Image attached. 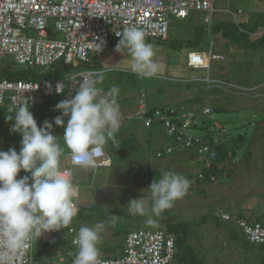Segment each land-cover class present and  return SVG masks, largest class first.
<instances>
[{
  "label": "rangeland",
  "instance_id": "rangeland-1",
  "mask_svg": "<svg viewBox=\"0 0 264 264\" xmlns=\"http://www.w3.org/2000/svg\"><path fill=\"white\" fill-rule=\"evenodd\" d=\"M224 4L225 0H215L214 11ZM230 7L238 23L249 19L250 13L245 10L244 3L233 0ZM238 8L244 9L242 11L247 16L237 14ZM223 13V16H232L230 12ZM205 15L204 12L190 11L183 20L170 16L168 40L146 38V42L153 45V59L159 66L154 78L145 79L130 71V58L125 50L121 49L120 53L116 51L118 40H113L89 64L77 62L65 65L59 61L47 67L25 68L16 65L12 56H6L0 61V77L18 70L22 72V77L34 76L37 81L45 83L62 81L85 70L103 71L105 79L97 87L107 91L113 85L117 86L120 90L118 104L122 110H136L140 88L144 90L148 103L173 107L179 106L186 99L198 97V107H221V111H212L209 116L199 113L195 120L196 128L190 132L206 136L208 129L202 128L203 121L208 126L210 121H214L215 125H211L215 129L212 139L233 143L237 150L233 161L226 160L223 167L220 165L218 178L206 183L196 180L201 170L197 168L201 164L195 158L188 157L182 161L184 155L171 154L156 161L152 158L155 144L151 142L147 146L136 138L134 142L127 144L129 151L124 158L118 157L112 150V145L109 146L105 149L106 156L114 155L110 168H101L94 173L88 168H73V184L77 188V195L73 200H76L82 218L76 216L65 229L50 232L52 238L49 242H42L41 237L37 242L34 240L30 264H37L35 259L40 252H45L43 255L58 253V264L69 263L70 257L67 254L75 249L72 241L79 226L86 221L88 223L87 219H90V223H85L86 226L100 222L112 228L111 224H117L119 231L127 221L132 224L130 230H165L166 220L184 222L188 224L186 244L193 247V252L200 261L197 264H260V255L264 256V250L260 251L257 246L247 243L236 225L215 219V216L223 203L228 202L235 208L234 211L245 208L249 213L246 216L252 222H264V51H249L222 39L220 35L210 34L208 24L204 22ZM214 17L215 13L211 17V25H214ZM218 20L225 19L218 16ZM50 28L53 30L51 38L62 39V34L53 28L52 23ZM28 33L34 34L32 31ZM258 34L254 33L253 37ZM187 40L199 43L200 52L204 55L212 49L213 53L223 56V60L212 61L210 79H206L207 71L189 70L186 67V54L191 49L189 43L186 44ZM185 83L191 84L187 86ZM61 100L63 94L49 95L46 102L32 105L31 111L38 127L46 120L53 122L52 134L58 137V142L63 147L64 128L54 124V118L61 114L55 110V105ZM196 104L190 106L196 107ZM8 106H0V150L15 148L19 152L22 138L19 134L10 133L12 123L6 120L9 115ZM66 122L67 118L65 124ZM128 127L132 131L137 127L143 130L139 122L129 123ZM155 139L156 134H153L150 140ZM67 153V148H64L61 167L69 165L68 157L65 156ZM234 163L237 165L233 166ZM228 169L231 171L230 176ZM163 171L184 175L190 180V186L182 198L176 200L170 209L153 217L154 223L148 225L145 223L146 217L131 215L127 205L131 199L139 198L142 190L147 189L155 178L159 179ZM24 175L28 174L22 171L17 178ZM143 195L147 197L148 193ZM248 207H252L251 210ZM126 216L130 219L126 220ZM232 234L236 240L231 239ZM43 264L50 263L47 261Z\"/></svg>",
  "mask_w": 264,
  "mask_h": 264
},
{
  "label": "built area",
  "instance_id": "built-area-1",
  "mask_svg": "<svg viewBox=\"0 0 264 264\" xmlns=\"http://www.w3.org/2000/svg\"><path fill=\"white\" fill-rule=\"evenodd\" d=\"M214 4L215 0H0V61L12 56L16 65L25 68L47 67L59 61L65 65L88 63L93 54L102 52L96 44L101 45L102 50L106 49L113 40H119L115 33L131 26L143 29L147 38L166 41L170 16L183 20L190 11L204 12V22L209 25L215 13ZM237 14L241 15L242 11L239 9ZM234 22L238 23L236 19ZM51 23L62 34V39L50 37L53 31ZM29 31L34 34L30 35ZM220 60H223V56L213 53L212 49L207 55L194 50L186 54V65L194 70L208 72L212 61ZM87 72L93 71L78 73ZM76 74L58 81L64 86L63 100L75 95L80 81L76 82L70 77ZM206 79H209L208 76ZM58 82L0 77V106L19 103L22 96L29 99L31 105L44 103L49 95H62L55 92ZM48 84L52 85L51 90L46 87ZM147 112L145 93L140 88L137 114L143 126L150 128L154 123H159L165 136L172 141L162 152H157L156 157L174 150L195 149L198 160L206 168L211 166L214 150L204 137L190 132L196 125L192 110L181 106L178 109L155 108L151 115L145 116ZM210 113L211 108L205 106L202 114L208 116ZM128 119L131 117L120 118L119 128ZM65 156L68 157L69 165L61 168L72 172V168L79 165L71 160L70 153ZM109 165L110 158L101 146L94 155V165L91 167L96 169ZM211 180L214 181L215 177L211 176ZM73 203L77 208L76 200ZM216 217L236 225L247 243L264 246L263 221L252 222L248 216H236L222 210L217 211ZM41 237L45 241L49 240L47 233ZM33 241L29 249L10 258L7 264H29ZM123 242L121 254L101 258L108 264H171L174 259L175 239L162 229H132L126 233ZM72 247L75 249L67 254L71 264L77 251L75 238Z\"/></svg>",
  "mask_w": 264,
  "mask_h": 264
},
{
  "label": "clouds",
  "instance_id": "clouds-1",
  "mask_svg": "<svg viewBox=\"0 0 264 264\" xmlns=\"http://www.w3.org/2000/svg\"><path fill=\"white\" fill-rule=\"evenodd\" d=\"M115 35L119 38L116 51L125 50L130 71L145 79L154 78L159 66L153 59V45L146 42L145 31L131 26ZM96 45L102 51L101 45ZM70 79L80 81L75 95L55 105L61 115L54 118V124L64 128L63 147L52 134L53 122L46 120L38 127L29 99L22 96L19 103L7 108L6 120L12 123L10 133L19 134L22 139L19 152L15 148L0 150V264L24 253L44 233L65 229L78 215L73 203L77 195L73 173L61 168L64 148L75 164L91 167L100 147L109 140L115 143L121 116L119 88L113 85L103 91L97 87L105 79L103 71L78 73ZM46 87L52 89L51 84ZM63 90V84L58 82L55 92L62 94ZM22 171L28 175L18 179ZM189 186L190 180L184 175L163 171L139 198L128 202L127 210L133 216L146 217L145 223L152 225L153 217L170 209ZM105 228L100 222L79 228L72 264H108L98 247Z\"/></svg>",
  "mask_w": 264,
  "mask_h": 264
},
{
  "label": "trees",
  "instance_id": "trees-1",
  "mask_svg": "<svg viewBox=\"0 0 264 264\" xmlns=\"http://www.w3.org/2000/svg\"><path fill=\"white\" fill-rule=\"evenodd\" d=\"M259 27H264V15L263 14H255L253 16H250L247 21L241 22V23L219 22V23H216L214 25L210 24V25H208V32L210 34H213V35H220L222 39L227 40V41L231 42L232 44L242 46L249 51L250 50L254 51V50H258V49H261L264 51V34L259 33L258 36L253 37L254 33H256L258 31ZM112 42H111V44H112ZM191 42H192V40L186 41V44L189 43V46L191 47L190 50H194V51H200L201 50L199 43H197V42L191 43ZM104 50H102V52ZM102 52H100V53H102ZM100 53L93 54L91 56L89 62L86 64H89L91 61H93L94 57ZM81 64H85V63H81ZM186 67H187V65H186ZM191 70H194V69H191ZM196 70H199V69H196ZM22 76H23V74L21 71L15 70V71L11 72L8 76H4V77L10 78V79H28V80H32V81H37V79L34 76H29V77H22ZM214 77H215V75L213 74L212 78H214ZM208 78L210 79L209 71H208ZM190 84L191 83H187L186 85L190 86ZM138 96H139V91H138ZM197 100H198V97H195L193 99H186V101H184V103L180 104L177 107H173V106H169V105H159V106H156V105L149 106L148 105V112L145 116L151 115V113L153 112V110L155 108L165 107V108L178 109L181 106H183L184 108L192 110L194 112L195 120H196V117L198 116L199 113L202 114V110L204 108L203 106L198 107L199 101H197ZM193 103H197L196 107H193V105L190 106ZM220 108L221 107L211 108V112L212 111H218L219 112V111H221ZM136 113H137V111H136ZM137 116H139V115L137 114ZM138 118L142 121L140 116ZM122 119H126V118H122ZM129 120L130 119L126 120L125 123L123 124V126L120 127L118 129V131L116 132L115 143H113V141H111V140H109L106 143L107 148L112 145V150H114V152L116 153V155L118 157H120L118 155V151L123 147L126 149V151H129L126 146H127V144L133 142L132 141L133 139L125 140L123 137L124 133L126 132V127H125L127 125L126 122ZM156 124H159V123H154L150 128H145L144 126L143 127L147 130L148 129L151 130ZM142 125H143V122H142ZM196 125L194 128H196ZM211 125H215V122L210 121V126ZM201 126H202V128L208 129L206 136H202V137H204V139L209 142L210 146L212 147V149L215 152V157L213 158V160L211 162L212 164L209 168H206L204 166L203 162L198 160L197 153H196L195 149H187L184 151H175L174 150L170 154H172L174 152L191 151V157L198 160V162H200L202 165V167L200 168L201 169L200 170L201 177L198 176L199 175V172H198V174H197L198 177H196L197 178L196 180L197 181L198 180L204 181L206 183H210V182H212L211 176H214L216 178H218V176H219V169H218L217 165H222V167H223L226 160H228L229 162L233 161L234 160L233 158H235L237 156V150H236V145L233 143L220 142L219 140H217V141L213 140L212 137L215 134L214 133L215 129L213 126L210 127V126L206 125L204 121H203V124ZM162 130H163L164 137L167 139V144L163 148L155 149L153 147L155 150H153V148H152V154H153L154 158H156V160L162 159L166 155H170V154H163L159 158L156 157L157 152H162L166 146H168L172 143L171 139H169L165 136L163 128H162ZM104 150H105V148H104ZM248 154H249V152H248ZM113 156L114 155H112V154H111V157H110V155L108 156L110 158L109 167H111V165H112ZM77 216H80L79 210H78ZM215 219H219V218L215 216ZM225 223H227V222H225ZM230 224H232V223H230ZM187 225L188 224L184 223V222L178 223V222H174L171 220L165 221V226H164L165 230L164 231L167 234L172 235L175 239V255H174V259L172 261L174 264H197L198 262H200L197 259L195 253L193 252V247L189 244H186L185 236L188 234ZM227 227L228 226H226L225 228H227ZM229 228L230 227H228L227 229H229ZM234 238H235V235L232 234L231 239H234ZM235 240H236V238H235ZM253 246L256 247V245H253ZM256 248L260 251L264 250V246H257ZM260 257L262 258L260 261V264H264V256L261 254Z\"/></svg>",
  "mask_w": 264,
  "mask_h": 264
},
{
  "label": "crops",
  "instance_id": "crops-1",
  "mask_svg": "<svg viewBox=\"0 0 264 264\" xmlns=\"http://www.w3.org/2000/svg\"><path fill=\"white\" fill-rule=\"evenodd\" d=\"M232 1L233 0H225V4L224 5H221V7H219L215 11L214 24L219 23V22H231V23L234 22V20L236 19V15H234V12L232 11V9L230 7V2H232ZM238 1H240L241 3H244L246 5L245 10H247V12L250 13L248 16H253L255 14H263L264 15V0H238ZM239 9L241 11L242 10L244 11V9H241V8H238L237 11ZM237 11H236V13H237ZM243 11H242V14L241 15L244 14ZM223 12H226V13L230 12V13H232V16H229V17L223 16V15H221ZM218 16H221L226 21L225 20L224 21H219L218 20ZM245 16H247V15H245ZM257 32L260 33V34L262 32L264 34V27H259V29H258ZM215 36H217V35H215ZM185 63H186V61H185ZM189 70H191V69H189ZM180 77H182V76H180ZM182 103H184V101ZM147 104L149 106L165 105V104H156V103H148V102H147ZM119 109H120V113H121V116H120L121 118H126V117H131L132 118V119H130L129 121L126 122V124H127L125 126L126 127V132L123 135V137H124L125 140H127V139H133L132 141L134 142L135 141V138H136L137 141L139 139L140 142H142L143 144H146L147 146H149L150 143L153 142V144H155V146H154L155 149L163 148L167 144V139L164 137L163 130H162V128H161V126L159 124H156L151 130H149V129L147 130V129H145L143 127L142 121L137 117V113H136V111H137V104H136V110L134 112L132 110H128V109L122 110L120 107H119ZM136 122H139L140 123V126L143 128V130H141L139 127H137V128H134V130L132 131L128 127V124L129 123H136ZM153 134H156V139L154 141L153 140H150V138H151V136ZM62 135H64V134L62 133ZM103 147L106 149L107 148V145L105 144V145H103ZM154 148H153V150H155ZM172 154H177V156L178 155H184L181 158L182 161H183V159L188 158V157L190 159H192V157H191V151L174 152ZM126 155H127V151H126V154L123 156V158L126 157ZM166 156H169V155H166ZM152 158L154 160H156V158H154L153 154H152ZM159 160H161V159H159ZM174 161H177V159H175ZM236 165L234 163L233 166H236ZM76 167H79V168H88V169L92 170L93 173L96 172V171H98L101 168H110L109 166L98 167L96 169H93L92 167H81V166H76ZM201 167H202V165L200 167L198 165V168L197 169L199 170V168H201ZM73 168H75V167H73ZM73 168H72V170H73ZM231 168H230V170H231ZM230 170L228 169V172H229L228 175L229 176L231 174V171ZM248 208H250V210H251L252 207H248ZM221 209H222V211L228 212L230 214H233L234 213L233 215H236V216H241V215L246 216L247 214H249L248 211H245L246 210L245 208H242V210H240V211L239 210L238 211H234L235 208L233 209V206L230 203H228V202L227 203L224 202L222 208H220L219 210H221ZM80 217L81 216H79V218ZM127 219H130V217L126 216V220ZM81 220H84V219H81ZM87 220H88V223H87V221L86 222L84 221V222L87 223V224H89L90 223L89 222L90 219H87ZM127 222L123 226V229L121 231H119V229L117 227V224H115V225L114 224H111V225H113L112 228L109 227V226H107V224H105L106 225V228H105V230L101 234V240H100L99 245H98V247L101 250V254H102L101 256L108 257V258H112V257H116L117 255L121 254L122 249H123L124 236L126 235V233L128 231H130V227L132 225V224H129V221H127ZM85 223H83L82 225H85ZM90 225H94V224H90ZM81 226H79V227H81ZM51 234L49 233V240H47L48 242L52 238L51 237ZM40 240H42V242L45 241V240L42 239V237L40 238ZM32 250H33V248H32ZM44 253L45 252H40L38 254L37 259H35V261L37 260V264H40V261L41 260H46V259L48 260V262L50 264H58L57 263V260H56L58 258V255H57L58 253H54L53 252V254H50V255L49 254L43 255ZM31 256H32V253H31ZM60 264H64V263L61 262ZM66 264H71V263L70 262L69 263L67 262Z\"/></svg>",
  "mask_w": 264,
  "mask_h": 264
},
{
  "label": "water",
  "instance_id": "water-1",
  "mask_svg": "<svg viewBox=\"0 0 264 264\" xmlns=\"http://www.w3.org/2000/svg\"><path fill=\"white\" fill-rule=\"evenodd\" d=\"M125 154H126V149H125V148H122V149H120V150L118 151V155H119L120 157H123Z\"/></svg>",
  "mask_w": 264,
  "mask_h": 264
},
{
  "label": "bare ground",
  "instance_id": "bare-ground-1",
  "mask_svg": "<svg viewBox=\"0 0 264 264\" xmlns=\"http://www.w3.org/2000/svg\"><path fill=\"white\" fill-rule=\"evenodd\" d=\"M252 245V244H251Z\"/></svg>",
  "mask_w": 264,
  "mask_h": 264
}]
</instances>
